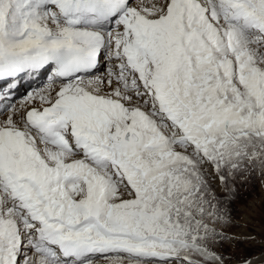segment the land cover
I'll return each mask as SVG.
<instances>
[{"label": "snow or ice", "instance_id": "obj_1", "mask_svg": "<svg viewBox=\"0 0 264 264\" xmlns=\"http://www.w3.org/2000/svg\"><path fill=\"white\" fill-rule=\"evenodd\" d=\"M248 243L264 264V0H0V264Z\"/></svg>", "mask_w": 264, "mask_h": 264}, {"label": "rangeland", "instance_id": "obj_2", "mask_svg": "<svg viewBox=\"0 0 264 264\" xmlns=\"http://www.w3.org/2000/svg\"><path fill=\"white\" fill-rule=\"evenodd\" d=\"M258 194V193H257ZM257 223L253 230L255 232V235L257 236V240L260 238V225H259V217L256 218ZM232 231L234 232H241L245 231L243 227L240 228H233ZM228 253L232 254V260L230 261V264H235V261L240 260L241 258L245 256H259L261 253V245L260 243H248V244H240L235 246V251L233 249H228Z\"/></svg>", "mask_w": 264, "mask_h": 264}]
</instances>
